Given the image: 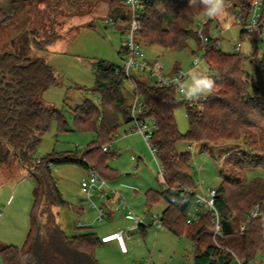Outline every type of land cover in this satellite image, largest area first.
Masks as SVG:
<instances>
[{"label": "trees", "instance_id": "obj_1", "mask_svg": "<svg viewBox=\"0 0 264 264\" xmlns=\"http://www.w3.org/2000/svg\"><path fill=\"white\" fill-rule=\"evenodd\" d=\"M3 1L0 0V28L11 21L24 2L42 0H6V5L1 4ZM253 1L226 0V3H232L234 14L245 23L252 14ZM123 3L125 9L116 4L105 19L112 18L115 22L112 24L127 34L132 12L125 0ZM140 3L137 19L141 27L135 35L137 41L141 45L183 49L188 46L189 37L194 36L205 50V61L214 69L209 75L216 84L213 93L190 103L178 97L175 85L150 83L145 73L128 77L125 65L98 59L93 63L92 90L100 93L101 102L98 105L90 98L84 99L76 106L74 118L78 129H94L97 138L80 157L70 151H54L38 158L35 152L41 135L54 119L58 120L59 130H70L63 110L48 106L42 97L57 83L54 68L45 57L32 58L28 53L32 47L46 50L57 37L56 32L48 31L39 37L36 31H28L17 41L16 50L0 51V165L13 154L39 180L29 233L22 246H0L4 264H101L95 248L102 239L96 232L68 234L57 221L58 211L55 213L53 207H67L68 202L56 183L52 165L78 164L107 180L115 178L117 171L109 164L115 151L103 146L112 142L122 120H133L131 104L135 95L143 103L141 116L156 123L151 141L164 178L161 190L146 192V204L166 201L160 219L172 233L191 240L193 264H234L235 257L248 264L259 253L264 254V177L244 179L247 170L264 168V53L245 56L241 52H223L218 39L210 36V19L200 28L205 36L202 39L196 22L203 15L199 9L188 8V0ZM263 28L264 0L257 28L253 32L242 29L241 35L257 38ZM120 53L124 58L125 41ZM127 79L134 85L132 96L124 88ZM182 104L189 118L185 133L179 130L174 115ZM181 142L188 143L189 148L191 143L197 144L201 151L224 143L238 148L225 158L220 169L222 182L215 195V207L222 216L219 233L211 210H204L192 222L187 221V211L193 207L197 194V182L192 174L191 152L188 147H180ZM255 207L263 215L252 217ZM242 224H246L244 229L240 228Z\"/></svg>", "mask_w": 264, "mask_h": 264}, {"label": "rangeland", "instance_id": "obj_2", "mask_svg": "<svg viewBox=\"0 0 264 264\" xmlns=\"http://www.w3.org/2000/svg\"><path fill=\"white\" fill-rule=\"evenodd\" d=\"M4 3L6 0L1 4L6 5ZM116 4L126 8L123 0H42L36 3L28 1L18 8L9 23L1 26V52L16 50L17 41L29 33L28 31H36L39 37L48 31L56 32L54 36L57 37L46 50L32 47L28 53L32 58L45 57L54 68L58 76L57 83L47 89L42 97L48 106L63 110L70 130H59L58 120L54 119L49 129L41 135L35 152L38 158L54 151L58 153L70 151L80 157L97 138L94 129H78L74 120L75 108L86 98L92 99L98 105L101 102L100 93L92 90L95 85L93 63L96 60L106 59L121 66L126 63L120 50L127 35L122 34L110 20L105 19ZM227 5L226 16L210 19L212 20L209 27L210 36L218 39L223 52H241L245 56L256 52L262 56L264 28L257 38L254 35L242 36V25L237 23L238 16L233 12L232 3ZM200 33L198 34L204 39V34ZM207 37L205 41L208 40ZM238 42L241 43L240 49L236 47ZM142 51L151 60L160 59L164 72L168 75L177 70L188 73L195 67L197 57L200 58L201 72H206L207 75L214 73V69L205 61L204 48L200 47L194 36L189 37L188 46L183 49L170 50L159 45L143 44ZM134 73L143 74L138 70L132 71V74ZM145 75L150 83H155L154 77ZM124 88L127 94L132 96L134 92L132 80L127 79ZM177 95L184 99L179 90ZM174 115L179 130L185 133L189 128L185 104L179 105ZM133 128V120L129 122L122 120L117 135L108 144V148L115 151V155L109 159V164L117 171L115 178L108 179V185L110 187L115 184L120 196L126 194L133 212L145 215L146 223L151 224L154 215L161 218L167 203L162 199L148 206L146 192L150 189L161 190L164 178L160 163L150 146L141 133ZM179 146L188 147L191 152L192 174L197 182L196 192L200 194H206L209 189L220 186L222 182L220 169L225 158L238 150L232 143L212 145L209 151H201L194 143H191V148L186 142L179 143ZM133 156L136 159H133ZM52 173L64 199L68 202L67 207L55 206L53 210L55 213L58 211L57 221L68 234L96 230L101 240L102 234L110 232L115 224L124 221L128 225L131 224L125 217L127 209L123 206L117 210L119 202H115L112 207L117 211L114 218L112 217L113 220L107 215L102 219L97 216L98 207L91 205L81 188L83 178L90 173L83 166L73 163L52 165ZM257 176L264 177L263 167L247 170L244 179L248 181ZM38 186V178L23 167L13 154H10L7 162L0 165V246L24 244L31 227V211L35 201V189ZM95 202L97 206L108 210L105 200L99 198ZM107 204L110 206V203ZM81 207L85 210L82 211ZM192 212L198 217L204 210L192 209ZM90 213L92 217L88 219ZM157 227L152 224L146 233L139 229L131 230L129 233L132 239L126 240L127 253L121 252L116 241L108 244L99 242L95 248L96 258L101 264H193L194 249L191 240L187 236L180 237L167 228L160 230ZM255 260L264 264V254L259 253ZM0 264H4L1 256ZM248 264H254V261Z\"/></svg>", "mask_w": 264, "mask_h": 264}, {"label": "built area", "instance_id": "obj_3", "mask_svg": "<svg viewBox=\"0 0 264 264\" xmlns=\"http://www.w3.org/2000/svg\"><path fill=\"white\" fill-rule=\"evenodd\" d=\"M125 2L129 6L132 12L131 22L133 19L138 20L137 11L138 8H140L141 6L140 1L138 0V3L136 4L134 9L128 4V0H125ZM261 9H262V0H254L252 2V14L249 17L248 21L244 23L239 17L237 19L238 23L242 25V29H244L247 32L255 31V29L257 28L258 20L261 16ZM202 19H203L202 21L200 19L196 22V26L201 29L203 28L204 23L207 22L208 20L207 18L205 19L202 18ZM109 20L113 24L115 23L112 18H110ZM139 28L133 29L131 23L130 28L126 34L127 35V39L125 40L126 53L124 54V59L126 62L124 71L126 75L128 77H131L133 75L132 71L138 70L141 71L142 73L154 77L156 79L155 83L157 85L165 86V87L172 85L171 83H169L168 85L163 83L165 80L171 82L177 78L184 79L185 78L184 74L186 73H184L182 70H177L176 72L168 75L164 72L163 63L160 61V59L151 60L145 57L144 52L142 51V45L137 41V38L135 37ZM236 47L240 49L241 43L238 42ZM199 63H200V58L197 57L195 59V65ZM142 112H143V103L139 95H135L131 104V115L134 121L133 130L141 133L145 141L150 146L153 154H155V150L152 146L151 137L156 128V123L152 119L141 116ZM107 147L108 145L103 146L104 149H107ZM81 188L87 195V199L91 201V204L96 205L93 199L91 198L92 193L96 192L100 197L104 198L107 194V189L109 188V185H108V180L106 178L100 176L95 171H90L89 175L86 178H83L81 182ZM215 195H216V189H209L206 194L197 193L195 196L193 207H190L187 211L188 213L187 221L192 222V220L197 217L196 213L192 212V209L196 210L202 208L203 210H211L215 214L214 224L216 227V233L221 232L222 216L215 207ZM124 205H125L124 207L127 209L128 217L132 219V225L124 229H121L120 231L108 233L107 235H104L101 239L103 242L116 240L120 249L122 251H127L128 247L126 240L132 238V235L129 232L132 230V227H138L144 224L145 219L143 215L135 214L132 208L129 205H127L126 202ZM98 211H99V218H103L106 215V210L104 209V207L99 206ZM259 215H263V214L257 209V207H255L252 211V217H256ZM0 216H1V209H0ZM263 220H264V216H263ZM152 221L158 227L164 226L162 220L158 217V215H154ZM245 227L246 224H243L241 225L240 228L244 229ZM234 264H246V263H244V261L239 257H235Z\"/></svg>", "mask_w": 264, "mask_h": 264}, {"label": "clouds", "instance_id": "obj_4", "mask_svg": "<svg viewBox=\"0 0 264 264\" xmlns=\"http://www.w3.org/2000/svg\"><path fill=\"white\" fill-rule=\"evenodd\" d=\"M138 0H128V4L134 9ZM188 8L199 9L201 14L207 19H220L226 16L228 5L226 0H188ZM133 29L141 27V23L133 19ZM131 36V34H130ZM199 64H196L188 73L184 74L186 78H177L171 82L165 80L163 83L175 85L183 95V98L195 103L201 99H206L213 93L216 87L215 80L199 70Z\"/></svg>", "mask_w": 264, "mask_h": 264}, {"label": "crops", "instance_id": "obj_5", "mask_svg": "<svg viewBox=\"0 0 264 264\" xmlns=\"http://www.w3.org/2000/svg\"><path fill=\"white\" fill-rule=\"evenodd\" d=\"M168 49L171 50L172 48H168ZM132 158H133V159H136L134 156H133ZM162 180H163V179H162ZM115 187H116L115 184H113L112 186H110V187L107 189V194H106V196H105L104 198L100 197L96 192L92 193V195H91V198L93 199L94 203L96 204V205H92V204H91L93 207H96V208L99 207V206H97V203L95 202V200H99V198H100V199H103V200L106 201L105 205L107 206V209H108V210L106 211V215L109 216V218L112 219V220H113V218H114V216H115V213L117 212V211H116V208H112V207L115 205V202H119V204H120V205L117 206V210H119L120 207L123 208V206H125V205H124L125 202L127 203V205H129V204H128V201H127V198H126V194H125V196H124V195H123V196H120L121 194L115 189ZM135 191H136V190H135ZM86 199H87V195H86ZM9 201H11V200H9ZM83 202H85V201H83ZM107 202L110 203V206H108ZM90 203H91V201H90ZM82 206H83V205H82ZM81 209H82V211L85 210L83 207H81ZM114 209H115V210H114ZM89 210H90V209H89ZM106 215H105V216H106ZM97 216L99 217V211H98V215H97ZM143 216L145 217V215H143ZM91 217H92V214L90 213V215H88V219H90ZM112 217H113V218H112ZM125 217H126V219H128L129 221H131V224H130V225L126 224L125 221H124V222H119L118 225H117V224L114 225L113 229H112L110 232H107V233L102 234V237H103L104 235H107L108 233H112V232H115V231H120L121 229H124V228H126V227L131 226V225H132V219L128 217L127 212H126V214H125ZM98 219H99V218H98ZM101 219H102V218H101ZM144 219H145V218H144ZM144 221H145V220H144ZM152 224H154L153 221H152L151 224H148V223H146V221H145V223H144L143 225H140V226H138V227H132V230L139 229V230L142 231V233H146V231L148 230V228H149ZM155 225H156V224H155ZM157 228H160V230H162V229L165 228V227L163 226V227H157ZM92 231L96 232V234L99 236V234L97 233L96 230H92ZM131 239H132V238H130L129 240H131ZM113 241H116V240H111V241H107V242H103V241H102V242L105 243V244H108V243L113 242ZM116 242H117V241H116ZM117 244H118V243H117ZM127 251H128V249H127ZM127 251H121V252H123V253H127ZM261 258H262V257H261ZM262 259H263V258H262ZM254 264H260V263H259L258 260H254Z\"/></svg>", "mask_w": 264, "mask_h": 264}, {"label": "water", "instance_id": "obj_6", "mask_svg": "<svg viewBox=\"0 0 264 264\" xmlns=\"http://www.w3.org/2000/svg\"><path fill=\"white\" fill-rule=\"evenodd\" d=\"M43 188H44V185H43V183H42V190H43Z\"/></svg>", "mask_w": 264, "mask_h": 264}]
</instances>
